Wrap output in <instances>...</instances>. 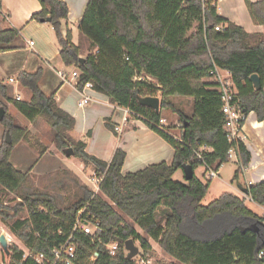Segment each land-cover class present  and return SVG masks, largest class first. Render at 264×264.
<instances>
[{"label":"trees","instance_id":"1","mask_svg":"<svg viewBox=\"0 0 264 264\" xmlns=\"http://www.w3.org/2000/svg\"><path fill=\"white\" fill-rule=\"evenodd\" d=\"M40 2L42 9L31 18L38 22L51 19L64 64L78 69L77 88L92 83L97 94L130 108L173 146L174 157L170 165L162 162L124 174L127 152L118 149L109 163L89 154L86 142L71 135L75 118L58 106L54 96L41 90L42 71L23 72L19 81L32 98L29 103L15 101L16 108L31 121L44 118L58 149L72 148L74 156L103 180L99 194L86 188L68 206H61L48 194L34 193L25 195L10 213L3 201L29 176L12 164L11 156L17 144L29 140L30 131L9 113L4 102L9 88L0 80V109H5L0 123L4 136L9 133L12 139L9 144L4 137L0 146V219L14 221L25 210L27 219L13 224L12 233L34 255L50 258L53 249L71 236L84 210V220L95 218L101 223L102 243L74 235L75 264H137L135 259H127L125 243L129 239L139 241L146 262L153 240L176 261L169 264H264V215L256 214L246 203L249 198L264 207V181L250 184L246 196L224 192L205 205L211 184L195 173L200 167L219 172L231 161L230 150L238 165L234 180L249 167L251 153L244 140L230 138L219 83L206 79L218 70L229 73L237 92L232 103L243 116L238 123L241 130L251 112L264 121V33H249L223 17L212 0H89L77 23L81 43L76 46L71 30L64 32L67 3ZM245 4L253 23L264 27V0H245ZM19 37L16 29L0 30V53L9 50ZM84 41L89 45L86 56L82 54ZM252 75L259 76L261 89L250 80ZM149 78L158 85H151ZM157 92H161L159 112L140 104V98L154 97ZM174 97L190 98L192 113L178 108ZM168 110L178 116L180 139L166 127L160 128L163 112ZM107 126L115 130L108 121ZM202 146L208 150L199 159L194 151ZM186 165L192 167L193 179L176 181L174 177L179 171L184 173ZM111 243L118 245L114 255L105 246ZM94 254L99 257L91 263ZM23 256V250L13 245L10 264H35Z\"/></svg>","mask_w":264,"mask_h":264},{"label":"crops","instance_id":"2","mask_svg":"<svg viewBox=\"0 0 264 264\" xmlns=\"http://www.w3.org/2000/svg\"><path fill=\"white\" fill-rule=\"evenodd\" d=\"M61 1L66 2L69 7L68 19L63 21L64 32L70 29L73 35V43L78 46L81 43V38L77 23L83 17L89 0ZM243 1L244 3H241V0H217L218 9L224 13L225 16L223 17L242 26L249 33H264L263 26L253 23L245 0ZM251 1L258 2L261 0ZM41 9L40 0H1L0 30L13 28L20 32L19 39L10 46V49L0 53V80L9 88L8 99L4 100V102L13 116L15 115L21 118L19 120H26L30 125H33L40 117L31 121L19 112L15 106V101H17L18 97H20V102L22 103H29L32 98L31 91L21 85L18 77L23 72L34 74L41 70L43 73L40 81L41 90L47 96H54L58 106L75 118L76 127L71 134L77 140L84 141L87 144L88 139H85V135L88 134L89 136L92 132V116L94 118L99 115L98 118L103 117L104 119H110L111 117L99 111L98 107H94L96 110L90 112L93 109H89L88 106L85 108L78 106L80 94L77 89V78H74L79 73L78 69L75 66H66L64 64L60 56V46L53 27L48 22L32 20V15ZM31 42H34V46L30 45ZM61 74H64L65 78H62ZM11 79H13V82L10 81ZM74 80L75 84H73ZM67 86L70 87V92H64L60 95V92ZM24 93L26 98H24ZM89 94L93 97L94 103L99 102L98 104L106 108L110 107L108 103L103 101L107 97L94 91L89 92ZM97 98H101L102 101ZM0 126L2 128L0 135H2L4 134V127L1 123ZM127 127L124 129L123 134L115 132L114 137L118 139L117 143L113 139L109 145L108 142L104 143V140L95 142L92 138L93 141L90 146L87 144V151H92L94 153L90 152L92 155L97 153L96 157L109 163L115 151L118 148H122L127 152V159L123 169L124 174L143 170L153 164L166 162L170 165L172 163L175 150L171 144L142 122ZM241 136L251 153V162L243 173L245 176V186L243 187L248 188L250 184L264 181V121L260 122L256 113L251 112L242 127ZM20 145L21 142L15 147L11 156L12 160L14 152ZM131 152L134 154L131 155L132 157L129 161L131 163L128 166ZM46 156V154H43V157ZM17 169L19 170L18 167ZM235 194L241 197L245 195L241 190ZM247 200L251 201L249 198ZM262 208L264 209V207Z\"/></svg>","mask_w":264,"mask_h":264},{"label":"rangeland","instance_id":"3","mask_svg":"<svg viewBox=\"0 0 264 264\" xmlns=\"http://www.w3.org/2000/svg\"><path fill=\"white\" fill-rule=\"evenodd\" d=\"M212 1L217 4V0H212ZM241 3H244V1L241 0ZM219 13L222 16H225L222 11H219ZM83 47H84V51L82 52V54L83 56H86L87 54H89V50H88L89 45L86 41L83 42ZM218 76L222 78H230L229 73L223 70H219L218 74L213 75L206 80L208 82L213 83L218 81ZM148 81L151 85L154 86L158 85L155 80L149 78ZM73 84H75V80L73 81ZM70 90H71L70 87L67 86L64 88L62 92H60L61 93L60 95H62L64 92L69 93ZM155 94L156 96L154 97L160 98L161 92H157ZM24 98H26L25 93H24ZM97 99L102 101L101 98H97ZM103 101L105 103H108L110 107L106 108L103 105L98 104L99 102L94 103V101L91 102L90 105H88L89 109H93L90 112L96 110V108L94 107H98L99 111L103 112V114H105L106 116L109 115L111 117L110 119L109 118L104 119L103 117L98 118L99 115L94 118L92 116V122H91L92 132L89 136L88 134L85 135V139H88V143H87L88 146H90L93 140L95 142L96 141L100 142L104 140V143L108 142L110 145L114 139V142L117 143L118 139L114 137L115 132L117 134L118 133L123 134V131H125L124 129L129 125H133V124L136 125L138 124V122H142L144 124L143 120L139 119L136 116H133L129 119V122L123 126L121 131H116V127L119 126L122 122L124 111L120 110V106L112 103L109 98ZM172 101L176 104L178 108L182 109L184 112L188 114L192 113L193 102L190 98L174 97L172 98ZM163 117L165 119V127L167 131L176 139H180L181 125L179 123L178 116L172 113L170 110H168L163 112ZM15 119L22 127L24 128L26 127L28 130L29 129L31 130H30V136L28 138L29 140L27 141L23 139L21 141V145L18 146V148L14 152L13 160L11 158V162H13V164L17 166L19 170H21L22 172H29V176L26 182L20 187V189L17 192L12 194L7 199L5 198V200L3 201L4 205L9 208L10 213H12L11 208L15 207V205H17V203H19L27 194L45 193L54 197L61 206H68L71 203L77 201L83 195L86 188L93 190L94 185L91 179L94 178L95 176L92 167L86 166L82 160L76 158L75 156H71L69 158L66 157L64 151L58 149L54 139V133L44 118L42 117L38 118L37 121L33 123V125H30V123H28L26 120H22V121L19 120L21 118L16 117ZM107 121L109 122L110 125H112L115 128L114 131H112L107 126ZM1 129L2 128L0 126V132ZM127 129L129 128L127 127ZM76 135H78V133H76ZM4 137L6 139V136H4V134L0 135V146L4 141ZM118 149H122V148H118ZM87 152L90 154V152L92 151H87ZM43 154L44 155L46 154L47 156L43 157ZM133 154L132 152L130 153L128 166L131 163L129 161L132 157L131 155ZM94 156H97V153ZM235 159L236 158H232L228 164L223 165L219 170V176L214 177L211 180H207V178L205 177L207 171L203 167H200L196 170L195 172L196 176L200 180H202L203 182H210L211 184L210 190L207 196L205 197L203 204H209L211 201L218 198L224 192L239 193L240 187L245 186V181H244L245 176L243 174L238 180H234V174L238 168ZM174 179L176 181H184L185 174L182 171H179L174 177ZM243 196L246 195H242V197ZM246 203L248 207L256 214L264 215V209L260 205L248 201L247 199H246ZM26 219H27V213L25 210L20 211L18 217L13 219L14 221L11 220L5 221L3 219H0V234L4 233L6 237L11 239L12 245H16L19 249L24 248V250H27V248L24 246L22 240H20L16 235L12 233L11 229L13 224H15L18 220L24 221ZM137 230L139 231V233L144 234L140 228L137 227ZM150 243L153 246V251L149 257L148 264H164V263L169 264L172 262L176 263V261L173 258L167 255L159 247L158 243L154 242L153 240H150ZM135 245L139 248V254L136 258L137 260H140V258H142L141 254L143 253V250L141 249L139 241H135ZM126 252L127 254L129 253L127 250ZM3 256L5 257L4 253L0 255V257Z\"/></svg>","mask_w":264,"mask_h":264},{"label":"built area","instance_id":"4","mask_svg":"<svg viewBox=\"0 0 264 264\" xmlns=\"http://www.w3.org/2000/svg\"><path fill=\"white\" fill-rule=\"evenodd\" d=\"M219 29V28H217ZM31 46H34V42L30 43ZM218 74V72H217ZM62 78H65L64 74H61ZM78 74L75 75L74 78H77ZM137 80H141L140 78ZM13 82V79L10 80ZM218 83H219V88L218 91L221 94V99L223 102V107H222V112L226 116L227 119V129L229 130L230 133V138L231 139H240L241 138V128L239 126V120L243 117L242 113L239 109H237L233 105V100L234 96L236 95V89L234 88V85L231 81L230 78H222L218 76ZM78 89V88H77ZM79 90V89H78ZM89 92H93V85L92 83H87L82 90H79L80 94V100L78 102V106L81 108H85L91 102H93L92 96L89 94ZM17 100H20V97L17 98ZM120 110L124 111V115L122 118V122L119 126L116 127V131H121L123 126L126 125L129 122V119L133 116L137 115L128 107H121ZM165 127V119L161 120V125L160 128L163 129ZM242 139V138H241ZM206 146L199 147L196 149L195 155L197 158L201 159L203 156V153L207 151ZM230 158H236L234 151L230 150ZM219 174L218 172L213 169L209 168L208 171L205 174V177L207 180H211L214 177H217ZM94 178L91 179L94 187L93 191L94 194H99L100 192V184L103 180V177H98L94 173ZM84 210L80 212V215L77 217L76 222L73 225L72 228V234L71 236L61 245L55 247L52 251V257H47L44 254H38L34 255L31 253L29 249L24 250V259H29L32 260L35 264H75L76 260V246L72 243V238L74 235H85L87 237H90L93 242L98 241L102 243L101 235L103 234V228L101 226V223L98 220H95V218L92 219H86L84 220L82 217ZM4 236L5 241L7 244V249L10 253L8 254V258L5 255V257H0V264H10L11 263V256H12V242L11 239L6 237L4 233L0 234V238ZM106 249L107 251L111 254L114 255L118 251V245L116 243H111V244H106ZM4 253V246L0 240V255ZM262 256L264 257V252L261 253ZM96 254H94L91 258V263H94L96 261ZM137 264H148L149 260L146 262L143 258H140V260H137V258H134Z\"/></svg>","mask_w":264,"mask_h":264},{"label":"water","instance_id":"5","mask_svg":"<svg viewBox=\"0 0 264 264\" xmlns=\"http://www.w3.org/2000/svg\"><path fill=\"white\" fill-rule=\"evenodd\" d=\"M51 21V19H48L47 22L49 23ZM81 62H85V59H81ZM250 80L252 81V83L254 84V86L256 87L257 90L261 89V81L258 75H252ZM139 102L141 105L151 108L153 110H155L156 112L160 111V98L159 97H143L139 99ZM5 116V109L1 108L0 109V122L3 121ZM5 141L7 143H11L12 139L9 133L6 134V139ZM64 153L66 155V157H71L75 155V152L72 148H68L64 150ZM184 170V174H185V179L186 181H189L191 179H193L194 177V171L192 169V167L190 165H186L183 167ZM240 190L243 191V193L247 194L248 192V188L246 187H240ZM252 229V228H251ZM3 246H4V252L5 255L8 258V254L10 255L5 241V237L2 236L0 238ZM125 249L129 252L127 255V259L128 260H133L135 257L138 256L139 254V248L135 245V241L133 239H129L126 243H125ZM99 257V254H96V258Z\"/></svg>","mask_w":264,"mask_h":264}]
</instances>
